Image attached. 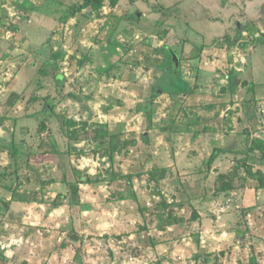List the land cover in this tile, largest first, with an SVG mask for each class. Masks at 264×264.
<instances>
[{
    "label": "rangeland",
    "instance_id": "obj_1",
    "mask_svg": "<svg viewBox=\"0 0 264 264\" xmlns=\"http://www.w3.org/2000/svg\"><path fill=\"white\" fill-rule=\"evenodd\" d=\"M0 264H264V0H0Z\"/></svg>",
    "mask_w": 264,
    "mask_h": 264
},
{
    "label": "water",
    "instance_id": "obj_2",
    "mask_svg": "<svg viewBox=\"0 0 264 264\" xmlns=\"http://www.w3.org/2000/svg\"><path fill=\"white\" fill-rule=\"evenodd\" d=\"M173 55H174V61H175L176 65H178V64H179V57H178V55H177L176 53H174V52H173Z\"/></svg>",
    "mask_w": 264,
    "mask_h": 264
},
{
    "label": "trees",
    "instance_id": "obj_3",
    "mask_svg": "<svg viewBox=\"0 0 264 264\" xmlns=\"http://www.w3.org/2000/svg\"><path fill=\"white\" fill-rule=\"evenodd\" d=\"M101 1H104V0H99V2H101ZM112 1V3H117L119 0H111ZM56 205H58V204H56Z\"/></svg>",
    "mask_w": 264,
    "mask_h": 264
}]
</instances>
